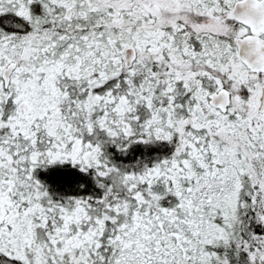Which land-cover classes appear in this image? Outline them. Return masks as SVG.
<instances>
[{"label":"snow or ice","instance_id":"6c2138e0","mask_svg":"<svg viewBox=\"0 0 264 264\" xmlns=\"http://www.w3.org/2000/svg\"><path fill=\"white\" fill-rule=\"evenodd\" d=\"M0 264H264V0H0Z\"/></svg>","mask_w":264,"mask_h":264}]
</instances>
